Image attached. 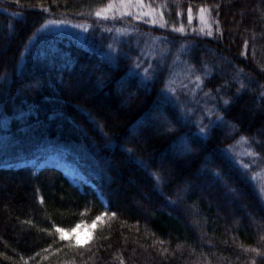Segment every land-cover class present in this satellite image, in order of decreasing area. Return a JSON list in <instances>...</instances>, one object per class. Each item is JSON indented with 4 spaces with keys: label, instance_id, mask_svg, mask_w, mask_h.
I'll return each instance as SVG.
<instances>
[{
    "label": "trees",
    "instance_id": "obj_1",
    "mask_svg": "<svg viewBox=\"0 0 264 264\" xmlns=\"http://www.w3.org/2000/svg\"><path fill=\"white\" fill-rule=\"evenodd\" d=\"M115 1L0 0V264H264V0ZM54 155L90 185L13 166Z\"/></svg>",
    "mask_w": 264,
    "mask_h": 264
},
{
    "label": "rangeland",
    "instance_id": "obj_2",
    "mask_svg": "<svg viewBox=\"0 0 264 264\" xmlns=\"http://www.w3.org/2000/svg\"><path fill=\"white\" fill-rule=\"evenodd\" d=\"M113 4V9L106 12V15H130L133 17H136L141 20L144 18L155 20V22H159V15L156 13V10L151 9L144 0H139V3L137 0H130L129 3H125L121 5L120 0H116ZM155 25V24H153ZM161 25V24H160ZM155 26H158L157 24ZM210 26V23L208 22L207 27ZM176 72H175V78H174V86H180L185 87L186 83L184 80L186 79L185 75H188L187 73V65L184 61L178 60L176 64ZM58 164L62 166V169L58 167ZM16 168L24 167V166H35L38 170H40L43 167L49 166V167H55L59 170H61L69 179L70 181L78 186L79 188H83L85 185H90V183L83 178V176L75 170L70 164L62 160L58 156H49L46 158H42L39 160H34L31 162H21L16 165H13ZM100 199L102 200L103 204L107 206L106 201L102 198L101 195H99ZM96 227V224L93 225H86L81 224L77 228H75L71 234L63 233L62 235L65 238H72L77 244L79 245H86L88 244L93 237L94 229Z\"/></svg>",
    "mask_w": 264,
    "mask_h": 264
},
{
    "label": "snow or ice",
    "instance_id": "obj_3",
    "mask_svg": "<svg viewBox=\"0 0 264 264\" xmlns=\"http://www.w3.org/2000/svg\"><path fill=\"white\" fill-rule=\"evenodd\" d=\"M129 2H130V0H120L121 5H123V4H125V3H129ZM137 2L139 3V0H137ZM217 7H218V6H217ZM111 9H113V4H108L107 7H106L105 9H103L102 11H103V12H107V11H109V10H111ZM187 11H188V20H189V22H191V20H192V18H193V17H192V8L189 7ZM199 12H200V20H201V22H203L204 19H205V12H206V9H205L204 7H201V8L199 9ZM101 14H102V13L99 12V11L96 13L97 17H100ZM105 19H107V17H105ZM48 23H49V24H57V25H58V24H61V23H63V22H62V21H48ZM152 23L155 24V20H153ZM74 27H76V26L74 25ZM173 31H178V32L183 33V32L185 31V29H184L183 25H181L179 28H173ZM202 31H203V29H202ZM211 34H212V33H211V30H209V31L206 33V35H209V36H211ZM245 48H247V41H245ZM197 79L199 80V77H197ZM60 86H61V87H65V86H67V87H71V88H75V87H77V85H76L75 83H72V82H65V81H61V85H60ZM166 103H168V100H167V98L162 94V95H161V98H160V111H159V116L157 117V120H156L155 123H149V124H147V125L145 126V131H147L149 128H153V129H154L157 125L165 127V129H166L167 131H169V132L174 131V125H173L172 121H173L174 119H177V120H178V118L172 116L171 113H166V112L163 110V106H164ZM228 103H229V102H228L227 100L224 101V104H225V105H228ZM217 120H218L220 123H225V122H226V121H225V117H223V116H217ZM210 123L214 124L216 127L219 126V125L216 124L215 122L210 121ZM199 132H200V134H201L202 136H204V137H207V136L210 134V132L206 131L204 127L199 128ZM106 135H107V134H105V136H106ZM177 139H178V140H181V141L183 140L182 137H179V138H177ZM184 150H185L186 152H192V151H193V148H192L191 146H189L187 143H184ZM126 151H129V152H130L131 149H126ZM141 163H142V162H141ZM245 167H247V165H245ZM216 176H217L218 179H222V177L220 176L219 173H216ZM156 179H157V181H159L160 177L157 176ZM106 214H107L106 211H101L99 214H97V215L94 217V219L92 220V224H96L97 222L101 221V220L103 219V217H104ZM111 215H112V216H115L116 213L113 211V212H111ZM70 230H71V229H70ZM62 231H63V229L57 228V232H62ZM60 239L63 240V239H64V236H63V235H60ZM251 251L257 253V255H260V254H261V253H260V250H259V249H256V248L251 249ZM252 264H255V261H253Z\"/></svg>",
    "mask_w": 264,
    "mask_h": 264
},
{
    "label": "bare ground",
    "instance_id": "obj_4",
    "mask_svg": "<svg viewBox=\"0 0 264 264\" xmlns=\"http://www.w3.org/2000/svg\"><path fill=\"white\" fill-rule=\"evenodd\" d=\"M58 167H59L60 169H62V166H61V165H59V164H58Z\"/></svg>",
    "mask_w": 264,
    "mask_h": 264
}]
</instances>
